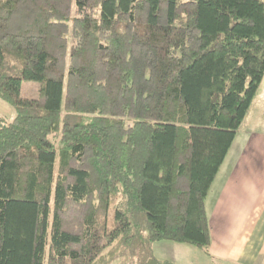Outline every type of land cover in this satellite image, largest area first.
<instances>
[{"label":"trees","instance_id":"16d2710c","mask_svg":"<svg viewBox=\"0 0 264 264\" xmlns=\"http://www.w3.org/2000/svg\"><path fill=\"white\" fill-rule=\"evenodd\" d=\"M263 77L264 0H0V264L209 256L204 201Z\"/></svg>","mask_w":264,"mask_h":264},{"label":"crops","instance_id":"0c3cea01","mask_svg":"<svg viewBox=\"0 0 264 264\" xmlns=\"http://www.w3.org/2000/svg\"><path fill=\"white\" fill-rule=\"evenodd\" d=\"M208 198L213 200L209 209ZM204 206L210 229L208 261L264 264V77ZM160 243L167 248L172 242ZM160 260L173 262L167 255Z\"/></svg>","mask_w":264,"mask_h":264},{"label":"rangeland","instance_id":"374dc122","mask_svg":"<svg viewBox=\"0 0 264 264\" xmlns=\"http://www.w3.org/2000/svg\"><path fill=\"white\" fill-rule=\"evenodd\" d=\"M259 94H263L262 91ZM20 96L26 99H36L38 96V84L34 82H22L20 88ZM4 119L6 122H10L14 117V110L11 106L0 99V118ZM52 141L54 139H51ZM213 200L208 198L206 201L207 209L210 208ZM161 241H157L152 243L149 246V256H152L158 260H160V255H167L169 259L177 264H214L208 261L207 256L201 249H198L194 246L189 245H175L172 243L163 247L164 243H160ZM180 246V247H179ZM164 248V249H163ZM107 251L105 252V254ZM110 264H139L137 260H126L123 258H119L113 260Z\"/></svg>","mask_w":264,"mask_h":264}]
</instances>
